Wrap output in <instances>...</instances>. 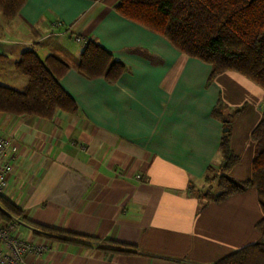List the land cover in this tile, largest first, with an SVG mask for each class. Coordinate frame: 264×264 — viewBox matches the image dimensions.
Wrapping results in <instances>:
<instances>
[{
	"label": "crops",
	"instance_id": "obj_1",
	"mask_svg": "<svg viewBox=\"0 0 264 264\" xmlns=\"http://www.w3.org/2000/svg\"><path fill=\"white\" fill-rule=\"evenodd\" d=\"M117 1L25 0L11 20L0 12V82L23 88L14 66L22 52L54 54L77 105L51 119L0 113V131L19 146L3 195L31 222L97 238L86 247L45 238L49 250L28 264H214L261 239L260 202L253 188L218 203L195 190L222 167L225 119L238 160L221 169L251 178L264 88L236 71L209 81L210 64L119 14ZM88 40L122 63L119 74L79 71ZM18 230L44 238L22 221ZM107 240L137 252L100 249Z\"/></svg>",
	"mask_w": 264,
	"mask_h": 264
},
{
	"label": "trees",
	"instance_id": "obj_2",
	"mask_svg": "<svg viewBox=\"0 0 264 264\" xmlns=\"http://www.w3.org/2000/svg\"><path fill=\"white\" fill-rule=\"evenodd\" d=\"M24 1L0 0V12L11 20ZM115 8L125 18L163 35L182 53L210 64L209 81L223 72L236 71L264 88V0H118ZM14 66L25 78V85L17 89L0 82V113L51 119L58 110L70 113L77 110L75 101L60 83L68 65L59 57L48 54L41 59L35 51L26 50ZM122 67L100 44L92 40L86 42L79 64L83 75L114 77ZM214 112H221V103ZM226 125L231 127V120L224 121V127ZM230 136V131L224 132L221 139L223 169L238 160L231 148ZM251 139L254 143L251 178L240 181L222 172L217 181L219 193L207 203L222 202L234 194L255 189L262 210L255 229L261 239L214 264H264V113L252 130ZM0 217L22 221L32 227L33 234L52 241L86 247L97 239L31 222L24 217L23 209L2 193ZM99 248L118 254L137 252L136 246L117 240H107Z\"/></svg>",
	"mask_w": 264,
	"mask_h": 264
},
{
	"label": "built area",
	"instance_id": "obj_3",
	"mask_svg": "<svg viewBox=\"0 0 264 264\" xmlns=\"http://www.w3.org/2000/svg\"><path fill=\"white\" fill-rule=\"evenodd\" d=\"M19 146L0 131V193L9 186L8 176L13 170V160ZM17 220H0V264H28L30 256H41L49 250L50 243L45 238H27L18 232Z\"/></svg>",
	"mask_w": 264,
	"mask_h": 264
},
{
	"label": "rangeland",
	"instance_id": "obj_4",
	"mask_svg": "<svg viewBox=\"0 0 264 264\" xmlns=\"http://www.w3.org/2000/svg\"><path fill=\"white\" fill-rule=\"evenodd\" d=\"M221 168L222 167H213L207 179L203 182V184L199 188L195 190V194L198 196V198L202 199L204 202L211 200L218 195L219 191L217 188V181H218V177L223 172V169ZM4 218L6 220H13L8 217H4ZM5 219L0 217V220L2 221Z\"/></svg>",
	"mask_w": 264,
	"mask_h": 264
},
{
	"label": "water",
	"instance_id": "obj_5",
	"mask_svg": "<svg viewBox=\"0 0 264 264\" xmlns=\"http://www.w3.org/2000/svg\"><path fill=\"white\" fill-rule=\"evenodd\" d=\"M224 121L227 123V122H228V119H225ZM223 131H224V132H229V131H230V127H228V125H226V126L223 128Z\"/></svg>",
	"mask_w": 264,
	"mask_h": 264
}]
</instances>
